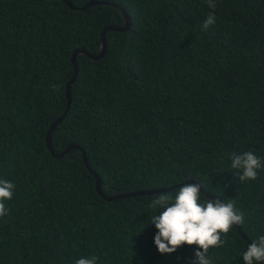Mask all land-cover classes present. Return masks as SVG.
Listing matches in <instances>:
<instances>
[{"label":"trees","instance_id":"trees-1","mask_svg":"<svg viewBox=\"0 0 264 264\" xmlns=\"http://www.w3.org/2000/svg\"><path fill=\"white\" fill-rule=\"evenodd\" d=\"M0 0V179L15 184L0 218V264H193L196 246L155 247L149 207L185 183L234 201L250 242L264 235V168L239 182L232 153L264 159V0ZM72 104L66 87L74 77ZM86 154L89 168L83 154ZM201 200L210 198L202 192ZM160 211H163L161 209ZM159 214V213H157ZM213 264H244L250 244L234 226Z\"/></svg>","mask_w":264,"mask_h":264},{"label":"clouds","instance_id":"clouds-1","mask_svg":"<svg viewBox=\"0 0 264 264\" xmlns=\"http://www.w3.org/2000/svg\"><path fill=\"white\" fill-rule=\"evenodd\" d=\"M206 2L213 11L201 25L204 31L216 21L214 0ZM229 158L231 168L238 173L235 177L241 183L256 180L259 170L264 168V159L252 151L232 153ZM14 189V183L0 179V218L8 215L5 201L13 198ZM202 189L201 183H185L174 196L160 193L152 198L149 207L153 214L148 223L157 230L154 244L160 254L175 253L182 245H195L193 264H213L209 250L223 247L222 235L244 223V214L236 209L234 201L229 199L225 202L219 198H205L202 201ZM242 258L244 264H264V235L248 245ZM75 264H98V257H81Z\"/></svg>","mask_w":264,"mask_h":264},{"label":"water","instance_id":"water-1","mask_svg":"<svg viewBox=\"0 0 264 264\" xmlns=\"http://www.w3.org/2000/svg\"><path fill=\"white\" fill-rule=\"evenodd\" d=\"M28 1H42V0H28ZM63 1L71 9H73V10H79V11H84V10H86L90 6H95V5L103 4L102 2L91 1L86 6H84L82 8H78L74 4H72L71 2H69L68 0H63ZM122 13H123V17L125 19V26L122 27V28L121 27H116V26H110V27H107L103 31V33L101 35L102 44H101V50H100V53L99 54L92 55L91 53H89L85 49H78V50L74 51V53H73L72 63H73V66L75 68V74H74V77L69 81V83L67 84V87H66V97H67V100H68L67 109H66L64 115L62 117H60L59 119H57L52 124V126L50 127V130L48 132L47 138H46L47 146H48L49 150L52 152L53 156L56 157V158H61V157L65 156V155H67L73 149H78V150H81L82 151V149L79 146L70 145V146L67 147V149L63 153L56 154L53 151V145H52V134H53L54 130L56 129V127L58 125H60L62 123V121L66 118V116H67V114H68V112L70 110L71 104H72L71 87L74 84V82L76 81V78H77V75H78V71H79V66H78V63H77V57H78V55H85V56H88V57H90V58H92L94 60H100V59L104 58V56H105V54L107 52V47H108L107 40H106V34H107V32H109V31H127L131 27L132 22H131L130 17L127 15V13L124 10H122ZM83 157H84V161L86 163V166L89 168L90 166H89V163H88V160H87V157H86V154L85 153L83 154ZM90 171H91V173L96 178V189H97L98 193L101 195V197H103V199H105L106 201H109V202L117 201L119 199L137 197V196L153 195V194L167 192L168 190H170V189L163 188V189H155V190H148V191H139V192H134V193H127V194L118 195V196H115V197H108V196L104 195L103 192H102V180H101L100 176L98 174H96L94 171H92V170H90ZM193 183H196V182H193ZM201 191L204 194H206L208 197H210L211 199L217 198V197L211 196L210 194H208L207 192H205L203 189ZM236 228L238 229L239 233L243 236V238L246 239L249 243H251L250 240H249V238L242 231L241 226H236Z\"/></svg>","mask_w":264,"mask_h":264}]
</instances>
